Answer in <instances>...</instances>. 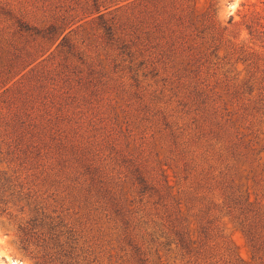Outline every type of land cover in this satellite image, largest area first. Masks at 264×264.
<instances>
[{
  "label": "rangeland",
  "instance_id": "374dc122",
  "mask_svg": "<svg viewBox=\"0 0 264 264\" xmlns=\"http://www.w3.org/2000/svg\"><path fill=\"white\" fill-rule=\"evenodd\" d=\"M259 24L264 0H0V264H264Z\"/></svg>",
  "mask_w": 264,
  "mask_h": 264
},
{
  "label": "trees",
  "instance_id": "16d2710c",
  "mask_svg": "<svg viewBox=\"0 0 264 264\" xmlns=\"http://www.w3.org/2000/svg\"><path fill=\"white\" fill-rule=\"evenodd\" d=\"M260 20H261V19H260ZM258 26H261V28L264 29V26H263V25H260V24H259ZM255 33H257V30H254V34H255Z\"/></svg>",
  "mask_w": 264,
  "mask_h": 264
}]
</instances>
